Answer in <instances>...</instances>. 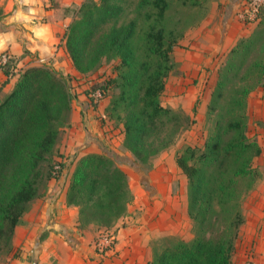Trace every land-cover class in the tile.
I'll return each instance as SVG.
<instances>
[{
  "label": "trees",
  "instance_id": "16d2710c",
  "mask_svg": "<svg viewBox=\"0 0 264 264\" xmlns=\"http://www.w3.org/2000/svg\"><path fill=\"white\" fill-rule=\"evenodd\" d=\"M50 2L56 18L72 19L66 48L78 73L88 75L105 61H120L111 81L120 92L110 101L107 114L122 123L124 148L133 156L135 169L144 173L142 168L194 123L161 103L166 79L175 68L172 51L185 35L167 26L173 2L85 0L81 6ZM259 17L253 33L237 42L219 70L208 105L212 129L203 148L187 146L176 158L188 180V213L195 237L157 240L149 264H234L236 242L246 222L244 201L264 177L256 165L263 150L250 135L248 114L251 95L264 88V13ZM0 69L7 76L15 74L16 60L0 63ZM109 86V81L96 84L86 91L87 97L97 89L106 96ZM71 88L69 77L46 65L34 66L18 71L13 90L0 101V252L38 197L40 168L72 112ZM124 164V158L106 151L77 161L66 201L78 208L79 227L110 230L126 216L134 196ZM62 169L59 164L56 172ZM116 230L105 236L113 237Z\"/></svg>",
  "mask_w": 264,
  "mask_h": 264
},
{
  "label": "rangeland",
  "instance_id": "374dc122",
  "mask_svg": "<svg viewBox=\"0 0 264 264\" xmlns=\"http://www.w3.org/2000/svg\"><path fill=\"white\" fill-rule=\"evenodd\" d=\"M170 1L173 3L166 19L167 26L168 28L177 27L179 30H183L185 35L172 51L171 55L175 62V68L166 79V89L161 96V103L166 108L190 116L194 123L178 137L173 145L153 158L149 166L142 168L144 171L142 173L135 169L133 156L124 148L122 123L117 120L114 123L109 119L108 114H106L105 120L101 116L98 117L100 124L104 123L105 126L110 124L115 128L114 139L116 141L112 147H106V153L115 154L121 160L124 158L125 164L122 165V168L128 176L134 200L128 207L126 216L110 230L101 229L95 225L80 227L95 236V243H99L108 234L107 232L111 233L117 228L118 230L131 228L146 240L145 251H142L144 255L147 248L148 253L151 251L153 254L155 242L165 237H175L184 241H191L195 237V223L188 213V180L178 167L176 158L178 153L187 146L203 148L212 129L208 116V105L218 82L219 70L225 65L231 51L223 53V48L220 47V38L217 39L214 26L218 20H214L203 27V22L209 16L211 8L215 4H219L221 7L225 0H196L197 3L195 0H188L187 4H183V0ZM193 2L195 3L192 4ZM261 12L264 13V7ZM132 17L133 14H131ZM178 22L180 25L177 24ZM39 63V66L45 65L41 61ZM119 64L118 59L105 61L102 67L94 73L88 75L78 73L81 76L80 79L76 78L75 74H63V76L69 77L75 99L78 96L77 88L84 90L83 94L87 95L86 91L91 90L96 84H105L109 81L110 86L105 98L99 105L91 103L93 111H96L104 101L106 102L108 99L111 101L120 92L111 83L117 76ZM75 99L72 102L70 118L61 129V134L70 130L73 118H76L82 129L84 128L82 125L83 118L79 116V104H76ZM195 106H197L196 114L193 112ZM108 127L110 126L108 125ZM253 132L252 126L250 135L255 136ZM61 134L59 139L63 140ZM83 156L79 151L67 153L62 152L58 145L54 147L48 161L40 168L41 179L38 183V197L30 203L25 215L27 213L35 215L39 209V200H47V197L52 195L55 190L64 188L70 175L68 162L77 164V161ZM59 164L63 166V169L58 173L56 170ZM261 171L264 173V168ZM49 175H58V177L48 178ZM263 182L264 177L244 201L246 222L236 242V250L233 255L234 264H248L251 260L256 264H264V229L261 226L264 223V217L263 219L260 218V213L263 212L264 214V189L262 191L260 189ZM14 236L10 242L3 244L0 252V264L9 263V256L12 253L15 254L12 245ZM115 240L114 234V250L112 252H115ZM21 252V249H18L16 256H21ZM103 262L104 259L100 261V264Z\"/></svg>",
  "mask_w": 264,
  "mask_h": 264
},
{
  "label": "crops",
  "instance_id": "0c3cea01",
  "mask_svg": "<svg viewBox=\"0 0 264 264\" xmlns=\"http://www.w3.org/2000/svg\"><path fill=\"white\" fill-rule=\"evenodd\" d=\"M84 1L63 0L67 5L77 6H81ZM245 1L225 0L222 8L215 4L203 22L205 27L218 20L214 23L215 34L217 39L220 38L223 53L232 50L240 39L250 35L257 27L258 22L245 24L239 17ZM55 15L50 0H0V55L9 54L17 64L16 73L10 76L0 69V101L13 90L18 71L39 66L41 60L46 66L61 74H75V77L80 79L81 76L75 70L66 48V33L72 19L56 18ZM76 90L78 96L75 102L79 104V116L83 118L84 128L82 129L76 118H73L70 130L66 129L67 132L61 134L63 140L59 139L57 145L62 152L67 153L69 151H79L83 155L105 153L106 147H112L115 143L116 131L110 124L106 126L104 123L100 124L98 117L106 119L110 99L93 111L87 95L83 94L84 90L80 88ZM248 114L250 128L253 126V135L257 137L263 150L262 156L257 159V165L263 169L264 88L256 90L251 95ZM109 119L115 123V120L110 117ZM67 166L70 175L66 183L64 182L65 185L63 184L64 188L55 190L47 200H39V209L35 215L27 213L23 217L12 241L15 254L9 256V263L6 264L97 263L95 236L79 227L78 208L67 205L66 194L76 163L71 164L69 161ZM260 189L261 191L264 189V182ZM263 217L264 214L261 212L260 218ZM261 226L264 229V223ZM115 238V252L106 253L103 256V264H149L152 252L148 253L147 248L144 255L142 251H145L146 240L141 238L138 232L131 228L119 230L117 228ZM18 249L22 252L21 256L17 257Z\"/></svg>",
  "mask_w": 264,
  "mask_h": 264
},
{
  "label": "built area",
  "instance_id": "2783aa9c",
  "mask_svg": "<svg viewBox=\"0 0 264 264\" xmlns=\"http://www.w3.org/2000/svg\"><path fill=\"white\" fill-rule=\"evenodd\" d=\"M264 7V0H246L242 6L240 12V19L243 23H254L259 22L260 14ZM11 59L9 54H5L2 56L0 63L6 64ZM41 63L44 61L41 60ZM93 105H99L102 99L105 98V93L101 89H97L95 92L91 93L88 97ZM114 250V241L113 237L109 238L105 236L100 240L99 243H96V251L98 253V260L96 264H100V261L103 259L106 253L112 252ZM248 264H256L252 260L248 262Z\"/></svg>",
  "mask_w": 264,
  "mask_h": 264
}]
</instances>
